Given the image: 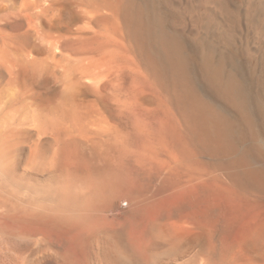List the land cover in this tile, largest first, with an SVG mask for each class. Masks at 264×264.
<instances>
[{"label":"bare ground","instance_id":"obj_1","mask_svg":"<svg viewBox=\"0 0 264 264\" xmlns=\"http://www.w3.org/2000/svg\"><path fill=\"white\" fill-rule=\"evenodd\" d=\"M263 45L264 0H0V264H264Z\"/></svg>","mask_w":264,"mask_h":264},{"label":"rangeland","instance_id":"obj_2","mask_svg":"<svg viewBox=\"0 0 264 264\" xmlns=\"http://www.w3.org/2000/svg\"><path fill=\"white\" fill-rule=\"evenodd\" d=\"M262 48H263L262 49V55H261L262 58L260 57V55L259 56L257 55V57H256V58H258V61H259V62H257V63H259L258 68L256 67L257 76L264 74V45ZM6 82H7V80L4 81L2 85H4V83H6Z\"/></svg>","mask_w":264,"mask_h":264}]
</instances>
